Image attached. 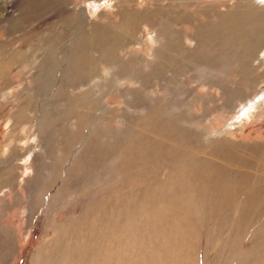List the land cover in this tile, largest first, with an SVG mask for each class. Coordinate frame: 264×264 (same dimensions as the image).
I'll list each match as a JSON object with an SVG mask.
<instances>
[{"label":"rangeland","instance_id":"1","mask_svg":"<svg viewBox=\"0 0 264 264\" xmlns=\"http://www.w3.org/2000/svg\"><path fill=\"white\" fill-rule=\"evenodd\" d=\"M8 1L0 264H264V33L245 61L195 40L264 7Z\"/></svg>","mask_w":264,"mask_h":264},{"label":"bare ground","instance_id":"2","mask_svg":"<svg viewBox=\"0 0 264 264\" xmlns=\"http://www.w3.org/2000/svg\"><path fill=\"white\" fill-rule=\"evenodd\" d=\"M257 1L260 3V5L262 7H264V2H261V0H257ZM13 2H14L13 0L12 1L9 0L8 2H6L4 4L9 5V4H12ZM255 3H257V2H255ZM251 4H252V1H251ZM39 8L42 9L41 7H39ZM259 10H262V8L258 7V10H248L242 14L240 11L239 12L232 11L230 14L226 13L224 16H222V18L219 19V21L215 25L205 24V25L198 27V29L195 27L197 29V30L195 29L197 32L195 40H197L198 42H202L201 47L208 46V45L214 47V45H212V42H210L215 37L214 31L217 33H219V32L222 33L224 30H232V34L229 37V39L231 40L229 47H227V48L225 47L222 50H221V47H219V48H217V50L218 51L220 50L221 52H223L226 55H229L231 57H233V55L235 56V54L236 55L243 54L241 56L242 59L244 61L248 60L247 56L254 57V55L259 53V51H260V46L256 45L253 42V41H257V39H254V36H257V35L262 36V34L264 33V16L260 14ZM234 17L241 18L243 20V22L240 23L239 20H234ZM131 21L132 20H129L127 18V16H125V23L126 24H130ZM229 34L230 33H228V36H229ZM223 35H224V33H223ZM222 46H224V44ZM244 65H246V64H243L241 67L243 69H245L246 73H249V70H247L244 67ZM204 188H206V187H204ZM213 191H215V190H213ZM214 200H215V198H214ZM162 201H164V200H162ZM167 203H169V202H167ZM162 208H164L163 205H162ZM166 210H167V208H166ZM162 212H164V211H162ZM168 212H169V210H168ZM188 214H190V213L188 212Z\"/></svg>","mask_w":264,"mask_h":264},{"label":"snow or ice","instance_id":"3","mask_svg":"<svg viewBox=\"0 0 264 264\" xmlns=\"http://www.w3.org/2000/svg\"><path fill=\"white\" fill-rule=\"evenodd\" d=\"M261 2H264V0H261Z\"/></svg>","mask_w":264,"mask_h":264}]
</instances>
